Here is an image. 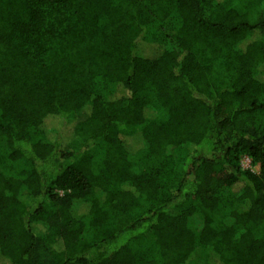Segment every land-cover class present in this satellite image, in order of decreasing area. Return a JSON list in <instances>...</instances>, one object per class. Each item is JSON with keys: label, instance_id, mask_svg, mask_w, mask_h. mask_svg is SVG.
<instances>
[{"label": "trees", "instance_id": "1", "mask_svg": "<svg viewBox=\"0 0 264 264\" xmlns=\"http://www.w3.org/2000/svg\"><path fill=\"white\" fill-rule=\"evenodd\" d=\"M228 1L0 0V264H264V0Z\"/></svg>", "mask_w": 264, "mask_h": 264}, {"label": "rangeland", "instance_id": "2", "mask_svg": "<svg viewBox=\"0 0 264 264\" xmlns=\"http://www.w3.org/2000/svg\"><path fill=\"white\" fill-rule=\"evenodd\" d=\"M232 1H228L227 5H229ZM241 168L242 169H246V170H251L252 172L257 173L258 169L256 167H254L251 163V160L247 157H243V159L241 160Z\"/></svg>", "mask_w": 264, "mask_h": 264}]
</instances>
